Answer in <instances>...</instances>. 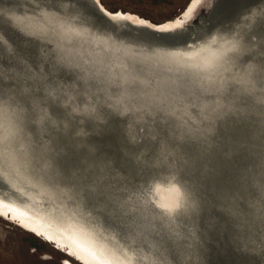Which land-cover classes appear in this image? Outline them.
Masks as SVG:
<instances>
[{
  "label": "bare ground",
  "instance_id": "bare-ground-1",
  "mask_svg": "<svg viewBox=\"0 0 264 264\" xmlns=\"http://www.w3.org/2000/svg\"><path fill=\"white\" fill-rule=\"evenodd\" d=\"M1 1L5 5L10 2L12 6H33L38 2ZM49 1L50 4L41 3L36 11H23L22 7L16 6L15 10H19V13H14V9L3 10L0 7V24L10 34L12 32L11 35L19 37L17 40L20 44L23 40L27 48L40 51L44 58L50 57V65L58 67L68 79L85 85L95 84L102 93L98 91L96 96L90 98L91 102L85 101L78 108L73 106L72 110L60 118L55 116L56 110H49L46 106L35 110L37 118L28 116L29 120H25L28 113L23 108L26 106L13 99L10 84L3 83L5 79L2 80L3 75H0V215L55 243L60 249L68 248L67 253L75 257L78 255L77 258L81 257L87 264H173L170 259L171 242L166 243L169 242L168 237L177 241L180 230L187 227L184 225L187 221L185 218L194 226L199 212L197 204L200 198L196 203L195 192L191 193L184 184L188 182V186H191L194 174L189 173L192 177L189 174L187 176L186 172L181 174V169L186 171L183 169L185 162H191L192 158L188 155L199 157L201 154L194 148L201 149L210 142L214 126L207 123V120L215 121V118L223 116L225 112L220 107L225 102L226 107L232 106V98L236 97L234 92L239 89L234 83L240 82L244 87L248 85L250 90L255 81L260 77L264 78L261 76L264 73V52L261 50L264 0H191L178 17L162 24H153L135 14L110 12L100 0ZM202 7L207 9L205 14L197 16ZM222 12H229L230 15L225 17ZM160 33L180 34L183 37L176 44L167 43L168 39L158 36ZM27 34L37 37L39 43H36V48L31 41L33 38L29 40ZM46 44L50 45L48 51ZM0 47L7 48L2 34ZM253 47L256 49L253 50ZM243 53L258 57L245 61L247 69H243L238 61ZM109 58L114 63L107 62ZM124 59L131 62L130 67L121 66ZM77 68L85 70L77 75ZM259 68L262 69L260 72ZM168 70L184 71L196 85L201 84L200 88H208L220 96L214 99L217 101L201 103V113H193L189 105H178V101L186 95L184 91L179 92L180 87L174 89ZM261 72L262 74H257ZM230 84L234 87H230ZM261 91L264 102V89ZM227 92L230 97L223 102L221 94ZM261 97H257L258 101H261ZM50 102L59 103L55 100ZM59 105L61 106L60 103ZM242 106L245 107L241 105V108ZM244 112H248L247 109ZM107 118L108 122L105 123ZM44 119L48 125L58 127L61 130L59 134L69 141H72V134L76 133L86 137V129L71 132L78 123L84 124L86 121L93 123L97 133H110L117 147L120 145L123 150L130 149L133 152L132 148L138 145L146 151L152 145H159L160 140V151L156 155L158 157L151 161L158 164L153 170H157L159 175L152 178L146 189L145 185L141 188L134 185L133 190H130L127 184L125 190L122 187L124 181L118 177L106 174L91 176L74 169L67 172L57 161L58 147L54 145L56 135L47 134ZM107 123L109 126H105ZM171 123L175 130L169 126ZM32 130L39 132L42 138L40 144L34 139ZM137 130L142 132L140 142L133 140ZM226 145L230 146L229 143ZM186 157L188 160H185ZM242 159L240 158L241 161ZM152 164L154 163L151 166ZM262 165L264 167V161ZM209 166L211 165L206 167ZM201 172L203 173L202 170ZM220 174L222 173L219 172V176ZM181 175H186L187 179ZM164 180L171 182L182 196V206L171 217L156 206L162 201L169 205L175 203V194L167 190L166 184L161 183ZM153 186L159 191L149 192ZM205 195L206 193L204 197ZM202 198L201 202L204 200ZM262 205L261 211L264 210ZM118 211H123L121 222H125L123 226L130 237L127 240L118 236ZM128 217L130 221L127 220ZM129 222L138 226L134 225L136 227L132 230L127 229L133 224ZM159 224L157 230L163 232L156 233L161 235L162 242H165L163 245L152 234L153 225ZM192 226L191 229L197 228V225L194 228ZM191 229L188 225L190 232ZM149 233L151 237L148 236ZM144 240L146 243H143ZM152 250L163 256L159 260H154L153 257L151 259ZM187 259L185 257L184 261L188 262Z\"/></svg>",
  "mask_w": 264,
  "mask_h": 264
},
{
  "label": "rangeland",
  "instance_id": "rangeland-1",
  "mask_svg": "<svg viewBox=\"0 0 264 264\" xmlns=\"http://www.w3.org/2000/svg\"><path fill=\"white\" fill-rule=\"evenodd\" d=\"M101 1V4L110 12L121 11L135 14L138 17L148 20L153 24H162L172 21L174 18L178 17L177 14L179 11L188 2L186 5L187 7L191 0ZM6 3L7 4L5 5V2H0V5H2L0 7L3 10L9 9L12 11V9L15 10L16 6H19L23 8V11L31 9L36 11V8H38L41 3L50 4L51 1L38 0L37 3L33 4V6H21V4L12 6V3ZM185 8L181 12H183ZM14 10V13H19V10ZM123 10H130L137 12L138 14ZM206 10L207 9L203 7L200 8L197 12V16L205 14ZM223 13L224 12L221 14ZM229 15V12L228 14L224 13L225 17ZM0 34L4 36L7 47L6 49H1L0 47V75H3L1 76V79H5V82L3 83L10 84V91L12 93L13 99L19 104L26 106L23 108L25 109V112L28 113L26 114L25 120H29L28 116L37 118L36 115H34L35 110H40L46 106L49 108V110H56L55 116L60 118L70 111V109L72 110L74 108L73 106L78 108L85 101L91 102L92 99L90 98L96 96L99 88L95 86V84L85 85L83 82H76L73 79H68L66 74L61 73V71H59L60 69L58 70V67H53L54 65H50V57H42L40 55L41 53L39 49V52H37L32 48H27V45L23 40H21L22 42L20 44V41L17 40L19 37L11 35L12 32L10 34V31L6 27L4 28L1 26V24ZM263 38L264 34L262 35L263 42H261V46H263L261 50L264 52ZM49 47L50 45L46 44V51L49 50ZM254 49L256 48L253 47V50ZM43 50L44 47L42 48V51ZM261 55L262 54H260V57ZM245 56L247 57L245 58ZM254 57L258 59V57ZM254 57L250 56V53L249 55L247 53H243L240 57H238L239 64H241L240 66L243 69H247L246 63L249 62L250 58ZM245 61L247 62L245 63ZM107 62H110V64L114 63L111 58H109ZM121 66L130 67L131 62L128 59H124L121 63ZM161 66L162 65H160V67ZM263 66L264 61L262 63V67ZM83 70L85 69L77 68V75H80ZM261 70L262 69L259 68L258 71L260 72ZM168 72L171 75V83H173L174 89L180 87L179 92L181 93V91H184L186 95L181 101H178L180 102L178 105L184 103L189 105V108L193 111V113H201V103L210 100L213 101L215 98L220 96L219 93L211 91L208 88H200L199 86L201 84L196 85L195 82L190 79L189 74L185 73L184 71L168 70ZM173 73H179L180 75L176 76ZM257 74H262V72ZM4 76H6L7 79L4 78ZM261 76H264V73ZM260 78L254 82V85H252L250 90H248V85L244 87L240 82H235L234 85L237 84L239 89L238 91L234 92L236 97L232 98V106L226 107L225 101H228L227 99L230 97L228 92L227 94H221V100H223L225 104L222 105L220 109L225 113L223 116L215 118V121L210 119L207 120V123L214 126L213 132L211 133L212 138H210V142L206 147L203 145L201 149L198 147L194 148L196 152H200L201 154L198 155L199 157L193 154V156H191V154L188 155V157L192 158V160L190 163L185 162L183 169H186V171L183 172L181 169V174L186 172L187 176L190 175L189 173L195 175H193V177L190 175L192 179L195 177L194 182L190 184L191 186H188V182L184 184L186 188L191 191V193L195 192L194 199L196 203L198 198H200L197 204V206H199V212L196 215L198 217L196 224L194 225H197V228H194V226H192L193 224L187 218H185L187 221L184 222V225H187V227H185L184 230H180V238L177 241H173L172 238L165 234L169 241L166 243L171 242L172 250L170 259L173 264H192L194 262L197 264H264V210L261 211V204H263L262 206L264 208V167L262 165V162L264 161V102L262 100L263 91H261L264 89L262 88L264 86V78ZM258 83L260 84L258 85ZM234 85L230 84V87H234ZM255 92L257 93L255 94ZM98 93H102V91H99ZM88 95L89 98H87ZM255 96H259V98L262 96L261 101H258L257 97ZM248 98H250V100ZM51 100L58 101L61 106H58L59 103H51ZM241 105H244L245 107L242 106L241 108ZM245 108L248 112H244L246 111ZM242 110H244L243 113L241 112ZM239 113L240 116H238ZM236 118L240 120L238 121L237 119L236 121ZM44 122L46 123L45 119ZM106 122H108V118L105 123ZM172 125L173 124L171 123L169 126L172 127ZM230 125H232L234 128ZM76 126V129L72 130L71 132L76 133V130L78 129H86V137L85 135H80L78 133H71L72 141H69L59 134L61 130L59 131V128H55L54 125L47 124L45 129L48 132L47 134L52 136L54 134L56 135L57 141L54 142V145L56 148L58 147L56 150V156L57 159L59 156V160L57 161L61 163L62 167L66 168L67 172H69L71 169H74L77 172L82 171L86 174H90L91 176H101V174H106L107 176L113 178L118 177V179L124 181L122 184V187H124L123 189H125L128 184V189L130 190H133L132 186L134 185L139 186V188L145 185L146 187L144 189H146L151 184L152 178L154 176L156 177V175H159L157 170H153V168L157 167L158 164L156 165L155 161H151L158 157L156 155L160 151V140L155 139V141L158 140L159 145H152L151 148L146 151H143L137 145L136 147L132 148L133 152H131L129 151L130 149L123 150L122 147H119L120 145L117 147L113 141V138L110 136V133H97L98 130L91 122L86 121L84 124L78 123ZM105 126H109L108 123ZM165 126L168 127V125ZM173 130L175 129L173 128ZM34 131L32 133L33 137L34 139L38 140L40 144L42 138L38 131ZM141 135L142 132L137 130L136 136L134 135L135 138L133 137L134 142H140ZM159 136L161 137V135ZM159 136L158 138H160ZM224 138H227L226 142L224 141ZM226 143H229L230 146L226 145ZM251 144L253 148L251 147ZM238 152L240 155H238ZM188 157H186L185 160H188ZM240 158L243 162L240 160ZM203 160L208 162L205 163ZM239 162L240 164H238ZM151 163L154 164L151 166ZM207 164L211 166L206 167L208 166ZM212 165L214 166L212 167ZM194 167L199 168H197V170L196 168L194 169ZM199 169H201L203 173L201 170L199 171ZM188 170L190 171L187 173ZM191 170H193V172H191ZM233 171L236 172L234 173ZM199 172H201V174ZM219 172L222 173L220 174L221 176H219ZM186 175L181 176L186 177L187 179ZM196 180L197 183L195 182ZM215 186L216 188L219 187V190H216ZM230 186L232 189H230ZM206 189L208 191H206ZM210 190L213 194L210 192ZM207 192H209V194ZM204 193H206L205 197ZM195 195L198 197L196 198ZM128 196L129 195L126 197L128 198ZM202 197L204 198L202 202L204 201L205 204L201 202ZM259 209L260 211H258ZM118 212L119 216L118 220H116L118 236L124 240H127L129 234H126L125 232V222H121V214H123V211ZM127 220L130 221L131 219L128 217ZM113 223V226H115V222ZM130 223L132 224L133 222H129V224ZM134 225L136 224L133 223L131 226L127 227V229L130 228L132 230L133 227L138 226ZM188 225L190 229L191 226L194 228L191 229L192 232L188 230ZM158 227H160V224L159 226L153 225L152 234L161 240V235L156 233V231L163 232V230H157L159 229ZM108 228L110 227L108 226ZM148 236L151 237V233H149ZM138 237L139 236H137V238ZM175 242H177V245H174ZM143 243H146L145 240ZM161 243L162 245L165 244V242H162V240ZM152 253L153 255H151V259L153 257L154 260H156L155 258L158 259L163 256L161 253L157 254V252L154 250H152ZM185 257L188 258V262L186 260L184 261ZM0 264L81 263L66 254L62 249L56 248L54 243L46 241L41 236L25 230L15 221L0 215Z\"/></svg>",
  "mask_w": 264,
  "mask_h": 264
},
{
  "label": "snow or ice",
  "instance_id": "snow-or-ice-1",
  "mask_svg": "<svg viewBox=\"0 0 264 264\" xmlns=\"http://www.w3.org/2000/svg\"><path fill=\"white\" fill-rule=\"evenodd\" d=\"M161 183L166 184L167 190L175 194V203L172 205H169L166 201H162L160 204L156 206L159 207L165 215L171 217L182 206V196L180 195L179 191L175 188V186L171 184V182L164 180V181H161ZM148 191L156 192V191H159V189L153 186V188H150Z\"/></svg>",
  "mask_w": 264,
  "mask_h": 264
},
{
  "label": "water",
  "instance_id": "water-1",
  "mask_svg": "<svg viewBox=\"0 0 264 264\" xmlns=\"http://www.w3.org/2000/svg\"><path fill=\"white\" fill-rule=\"evenodd\" d=\"M26 33H28V32H26ZM182 34H185V33L183 32ZM179 35L180 34H177V35L163 34L162 35V33H160L158 36H161L163 39H168L167 43H174V44H176L177 42H179L180 40H182L181 38L183 36H179ZM26 37H28L29 40H31L30 38H33L31 41L33 42V46H35V48H36V43L38 42V40H36L37 37L30 36L29 34H27ZM47 44H49V43L47 42Z\"/></svg>",
  "mask_w": 264,
  "mask_h": 264
},
{
  "label": "flooded vegetation",
  "instance_id": "flooded-vegetation-1",
  "mask_svg": "<svg viewBox=\"0 0 264 264\" xmlns=\"http://www.w3.org/2000/svg\"><path fill=\"white\" fill-rule=\"evenodd\" d=\"M46 240V239H45ZM46 241H48V240H46ZM51 242V241H50ZM53 243V242H52ZM55 244V243H54ZM56 246V245H55ZM56 248H58V247H56ZM65 249H62L66 254H68L69 256H71V257H73L75 260H77L78 262H80L81 264H87V262H85V261H83V259L80 257V259H78L77 257H79L78 255H76L75 253V255L77 256V257H75L74 255H72V254H69V253H67L66 252V250L68 249V248H66V247H64ZM58 249H60V248H58ZM81 259H82V261H81Z\"/></svg>",
  "mask_w": 264,
  "mask_h": 264
},
{
  "label": "crops",
  "instance_id": "crops-1",
  "mask_svg": "<svg viewBox=\"0 0 264 264\" xmlns=\"http://www.w3.org/2000/svg\"><path fill=\"white\" fill-rule=\"evenodd\" d=\"M101 1V0H100ZM189 1V0H188ZM102 2V1H101ZM103 3V2H102ZM188 3V2H187ZM187 3H186V5H187ZM186 5L179 11V13L177 14V15H179L180 13H181V11L186 7ZM120 10H122V9H120ZM123 11H129V12H132V13H137V12H133V11H130V10H123ZM138 14V13H137ZM140 15V14H139ZM145 17V16H144ZM149 19V18H148ZM168 20V19H167ZM152 21V20H151ZM164 21H166V20H164ZM163 22V21H162Z\"/></svg>",
  "mask_w": 264,
  "mask_h": 264
}]
</instances>
